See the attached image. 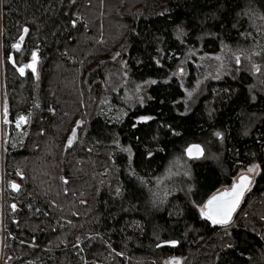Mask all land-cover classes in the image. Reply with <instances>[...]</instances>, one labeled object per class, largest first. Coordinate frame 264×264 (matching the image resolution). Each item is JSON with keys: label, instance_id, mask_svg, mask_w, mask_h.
<instances>
[{"label": "trees", "instance_id": "trees-1", "mask_svg": "<svg viewBox=\"0 0 264 264\" xmlns=\"http://www.w3.org/2000/svg\"><path fill=\"white\" fill-rule=\"evenodd\" d=\"M248 13L264 21V0H1L0 264H264V95L253 101L242 73L211 83L187 110L174 76L190 48L218 53L250 40ZM36 50L37 76H22ZM147 81L150 100L126 109L127 83ZM195 143L207 149L200 160L185 155ZM181 159L191 180L156 197V181ZM254 164L260 173L230 227L200 214Z\"/></svg>", "mask_w": 264, "mask_h": 264}, {"label": "rangeland", "instance_id": "rangeland-1", "mask_svg": "<svg viewBox=\"0 0 264 264\" xmlns=\"http://www.w3.org/2000/svg\"><path fill=\"white\" fill-rule=\"evenodd\" d=\"M1 2V0H0ZM248 18L252 21V30L250 40H246L244 45L239 47L223 46L222 50L218 53H206L200 50L188 49L187 53L181 59L177 72L174 76L181 83V86L185 92L184 106L187 110H191L197 103L204 98L208 93V86L216 81H222L226 77L235 78L242 73L248 74L252 79V84L250 85V92L253 101L256 100L258 95H264V21L260 20L256 15L247 14ZM254 38V43L253 40ZM19 48H22V41L18 44ZM36 59L33 61V55L28 61L24 62L22 67L25 68L26 73H31L32 76H37V71H33L30 67H25L35 63L38 67L40 62L39 51L36 50ZM239 60V63H237ZM1 68H2V79L4 77L3 61L1 57ZM192 66V71H191ZM259 67V71L256 67ZM155 83L154 81H147L144 83H127L124 92L119 96V102L129 110L134 109L138 105H145L149 100L150 96L148 93V87ZM9 96L5 93V83L2 80L1 85V96H0V178H1V188L2 192L5 189L4 181V154H5V144L7 142V131L6 126L9 125L8 112H9ZM25 117L24 115H22ZM109 121H113L116 117L115 109H111L106 115ZM19 124V126H17ZM26 125V117L24 120H17L15 127L18 130ZM124 152L131 155L129 148H122ZM204 147V151L206 152ZM186 155V151H185ZM208 156V154H207ZM187 157V156H186ZM209 158L220 162L219 155L209 154ZM253 171L248 172L247 169L239 173L234 179L233 183L237 181L238 177L247 174L253 179L251 185L252 190L254 182L260 173V165ZM186 179L191 180V171L188 163L185 160L176 161L172 164L170 170L165 173V175L156 181L154 194L158 198L166 199L169 195L174 193L177 188H175L176 180ZM176 182V183H175ZM232 185L221 188L218 192L230 189ZM248 192V193H249ZM247 193V194H248ZM4 204V203H3ZM204 217V216H203ZM235 217V216H234ZM233 217V219H234ZM232 219V221H233ZM232 221L226 225L229 226ZM5 233V228L3 227L2 234ZM184 258L182 257H167L165 259V264H183Z\"/></svg>", "mask_w": 264, "mask_h": 264}, {"label": "snow or ice", "instance_id": "snow-or-ice-1", "mask_svg": "<svg viewBox=\"0 0 264 264\" xmlns=\"http://www.w3.org/2000/svg\"><path fill=\"white\" fill-rule=\"evenodd\" d=\"M73 24H75V21H72ZM23 32H28V28H23ZM23 39V37H21ZM33 61L36 59V53L33 52ZM237 63H239V60H237ZM25 67H31L33 71H35V64L32 63L30 65H26ZM256 67V70L259 71L258 66ZM21 74L24 73V67H21L19 69ZM25 117L21 116L19 117V120H24ZM141 121H146L151 119L149 116H140L138 117ZM19 126V124L17 125ZM216 136L223 137V133L216 132ZM72 143L71 138L69 139V144ZM186 153L189 157L196 159L203 155V149L198 144H192L189 145L186 149ZM148 155H152L151 152L148 153ZM259 166L258 165H251L247 171L253 172L255 171ZM250 183V177L247 175H241L238 182H234L231 189H226L223 192H217L213 195H211L202 205H198L200 214L207 218V220L211 221L212 224H220V225H226L229 223V221L232 219V214L236 210V207L238 206L241 197L243 196L244 191L248 187V184ZM15 186V185H14ZM165 243L175 245L178 243L175 240L171 241H165Z\"/></svg>", "mask_w": 264, "mask_h": 264}, {"label": "water", "instance_id": "water-1", "mask_svg": "<svg viewBox=\"0 0 264 264\" xmlns=\"http://www.w3.org/2000/svg\"><path fill=\"white\" fill-rule=\"evenodd\" d=\"M18 44H19V43H18ZM18 44L15 46V49H16V50H20ZM10 62H11V64H12L14 67H16L15 60H14V57H13V56L11 57ZM34 64H35V63H34ZM30 68H31V67H30ZM31 69H32V68H31ZM36 69H37V66H36V64H35V70H36ZM19 72H20V71H19ZM20 74H21V72H20ZM24 74H25V68H24V73L21 74V75L24 76ZM195 144H198V145L201 146V148L203 149V155H202L201 157H199V158L193 159V158L189 157V156L187 155V153H186L187 158L190 159V160H200V159H202V158L204 157V154H205V151H204L203 146H202L201 144H199V143H195ZM243 175H247V174H243ZM247 176H249V175H247ZM249 177H250V176H249ZM239 178H240V176L238 177V179H237L236 182L239 181ZM252 183H253V179H252V177H250V183L248 184V187H247L246 190L244 191L243 196L241 197L240 202H239L238 206L236 207V210L233 212V214H232V219H233V217L236 215V213H237V211L239 210V208L241 207V205H242V203H243V201H244V199H245L247 193H248L249 190L251 189V185H252ZM232 185H233V184H232ZM231 187H232V186H231ZM230 189H231V188H230ZM225 190H226V189H225ZM225 190H222V191H220V192H223V191H225ZM232 219L229 221V223L232 221ZM216 225H220V224H216ZM176 244H177V243H176ZM176 244H175V245H176ZM165 245L174 246V245H172V244H168V243H165Z\"/></svg>", "mask_w": 264, "mask_h": 264}]
</instances>
